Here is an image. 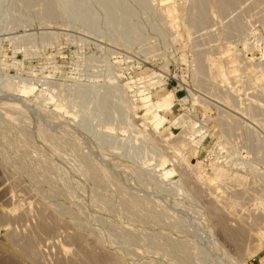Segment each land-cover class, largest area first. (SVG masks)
Here are the masks:
<instances>
[{"label": "rangeland", "instance_id": "obj_1", "mask_svg": "<svg viewBox=\"0 0 264 264\" xmlns=\"http://www.w3.org/2000/svg\"><path fill=\"white\" fill-rule=\"evenodd\" d=\"M0 264H264V0H0Z\"/></svg>", "mask_w": 264, "mask_h": 264}, {"label": "bare ground", "instance_id": "obj_2", "mask_svg": "<svg viewBox=\"0 0 264 264\" xmlns=\"http://www.w3.org/2000/svg\"><path fill=\"white\" fill-rule=\"evenodd\" d=\"M223 1V0H222ZM224 2H225V0H224ZM221 3V2H220ZM221 5V4H220ZM222 5H226V4H223L222 3ZM221 5V6H222ZM168 7V6H167ZM167 7H165V8H167ZM170 7V10H171V7H173V6H169ZM225 7V6H224ZM168 9V8H167ZM178 9V8H177ZM164 10V9H163ZM174 10H175V8H174ZM255 10V9H254ZM165 11H166V9H165ZM168 12V11H167ZM172 11H170V13H171ZM174 12V11H173ZM256 12L258 13V11L256 10ZM260 13V12H259ZM172 14V13H171ZM263 14V13H262ZM173 15V14H172ZM257 15H259V14H257ZM260 16V15H259ZM172 17V16H171ZM258 17V16H257ZM260 18V17H259ZM173 21H174V19H173ZM175 26V25H174ZM198 69V68H197ZM201 69V68H200ZM214 75V74H213ZM173 99H174V95H173V93H168V94H166V95H164V96H162V97H160V98H158L157 99V101L155 102V103H153L152 105H149V108H150V110H158V111H161V110H164V109H168V108H172V106H173ZM150 100V99H149ZM148 100V101H149ZM183 124L182 123V120H175L174 121V124H173V126H177L178 124ZM184 144V143H183ZM181 145V144H180ZM179 147V146H178ZM11 199V198H10ZM238 243V242H237ZM241 243H243V242H241ZM240 245V244H239ZM30 247V246H29ZM239 247V246H238ZM31 249V248H30ZM90 256H91V254H90ZM94 256V255H93ZM96 257H98V258H100L99 256H96ZM98 258H97V260L96 261H98ZM94 259H96V258H94ZM93 259V260H94ZM102 259V258H101ZM105 259V258H104ZM99 261H100V259H99ZM98 261V262H99Z\"/></svg>", "mask_w": 264, "mask_h": 264}]
</instances>
